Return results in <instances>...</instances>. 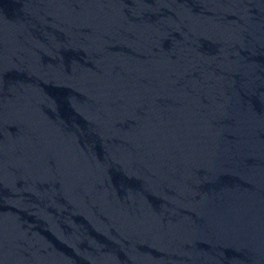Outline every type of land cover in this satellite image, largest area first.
<instances>
[{
    "label": "water",
    "instance_id": "obj_1",
    "mask_svg": "<svg viewBox=\"0 0 264 264\" xmlns=\"http://www.w3.org/2000/svg\"><path fill=\"white\" fill-rule=\"evenodd\" d=\"M0 254L264 264V0H0Z\"/></svg>",
    "mask_w": 264,
    "mask_h": 264
}]
</instances>
